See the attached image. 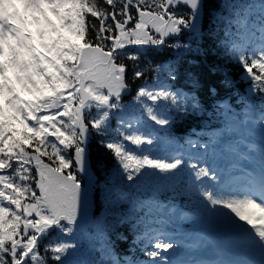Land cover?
Listing matches in <instances>:
<instances>
[{
  "label": "snow or ice",
  "instance_id": "obj_1",
  "mask_svg": "<svg viewBox=\"0 0 264 264\" xmlns=\"http://www.w3.org/2000/svg\"><path fill=\"white\" fill-rule=\"evenodd\" d=\"M31 2L43 17L34 32L0 21V41L7 43L12 37L16 42L9 45L10 57L0 64L4 78L0 86V264H83L71 259L80 247L78 241L64 238L73 237L90 218L101 232L125 223L146 226L136 241L148 239V246L141 248L147 259L125 256L112 264H175L165 255L175 242L159 237L164 235L163 226L182 210L155 197L130 199L126 190L161 187L174 197L187 196L194 214L216 224L241 251H259V264H264V148L258 170L240 171L238 176L234 174L238 161L231 168L216 166L217 147L211 141L189 140V148L196 152L170 157L153 155L156 149L151 147L158 140L155 126L166 132L174 123L173 114H195L201 104L195 94L169 83L176 79L170 67L141 68L138 62L149 52L168 47L203 54L201 47L182 37L202 31L204 0ZM228 7L232 18H225V35L233 25L238 30L249 28L244 15L248 6ZM73 20L79 28L69 43L59 37ZM249 34L258 46L248 50L233 45L232 58L244 69L251 93L264 94V15ZM4 56L0 47V57ZM125 60L133 62L134 80L154 72V85L145 82L133 95ZM164 70L167 80L161 79ZM209 92L215 94L216 88L210 87ZM128 95L132 99L125 103ZM253 119L264 128V110L255 118L246 115L240 123ZM93 142L112 155L117 168L100 185V215L90 217L97 185ZM241 177L242 190L235 185ZM124 203H132L134 213L143 210L144 216L119 212Z\"/></svg>",
  "mask_w": 264,
  "mask_h": 264
},
{
  "label": "trees",
  "instance_id": "obj_2",
  "mask_svg": "<svg viewBox=\"0 0 264 264\" xmlns=\"http://www.w3.org/2000/svg\"><path fill=\"white\" fill-rule=\"evenodd\" d=\"M224 0H204L203 16H202V32L206 34L205 42L202 43L201 48L203 54H193L192 52H184L182 55L179 52L183 50H176L173 48H163L164 52H149L147 57L142 58L139 63L141 68L152 64L154 66H161L168 64L169 67L181 75L180 78L186 77V84L184 85L189 91L194 89L195 95L200 100L210 97L212 94L209 92L210 87L216 88V93L224 94L228 92L236 91L241 86L239 77L244 74V69L237 64L232 58L231 54L227 53V49L224 46V42L228 40V36L225 35L226 22L223 19H216L222 9ZM91 36V34H90ZM185 37H182L183 40ZM194 44V43H192ZM126 64L129 65V72L127 74L129 83L132 87V94H135V90L141 84L147 82L148 84L154 81L155 73L149 72L145 78L141 80L132 79L133 62L125 60ZM198 62V65L196 64ZM189 70L191 72H189ZM193 71V72H192ZM226 72H232L233 80H223V76ZM222 79V80H221ZM195 82V83H194ZM128 98H132L131 95ZM205 99V100H206ZM126 100H128L126 98ZM203 118L197 112L193 115H177V119L172 126V131L176 134H185L189 130V126H198L199 122ZM91 160L92 168L95 171V178L97 185L95 188V203L96 212L95 216H99L97 211L98 206L101 204L100 198V185H103L107 179L111 176L112 169L116 166L112 155L101 148L95 142L91 145ZM109 222L112 218L109 217ZM91 231L88 232V235ZM105 234L116 242L117 247L125 249L132 243L133 237L131 233V223H125L116 227H108L105 230ZM75 239L80 243L82 247L87 243L88 236L80 233L74 234L73 237H67L66 240ZM118 249V250H119ZM119 250V251H120ZM100 249H95L92 252V257L95 261L99 259ZM72 259V258H71ZM50 264H55L51 261Z\"/></svg>",
  "mask_w": 264,
  "mask_h": 264
},
{
  "label": "rangeland",
  "instance_id": "obj_3",
  "mask_svg": "<svg viewBox=\"0 0 264 264\" xmlns=\"http://www.w3.org/2000/svg\"><path fill=\"white\" fill-rule=\"evenodd\" d=\"M68 7L70 8H75V5H69ZM63 11V10H61ZM49 19L52 21V23L54 25H58V20L56 17L54 16H51V14H49ZM43 21V17L41 16L40 12L38 14V17H36L35 19V26L37 24V22H41ZM78 25L75 23V21L73 20V23L67 28V29H64L62 32H61V35L59 38L63 39V40H66L67 42L71 43L74 36L76 35V32L78 31ZM56 29H54L55 31ZM3 82H4V78L3 77H0V86L3 85ZM0 105H2V98H0Z\"/></svg>",
  "mask_w": 264,
  "mask_h": 264
}]
</instances>
